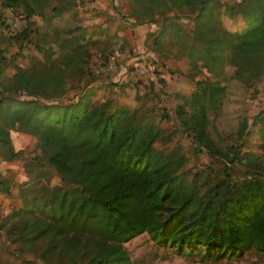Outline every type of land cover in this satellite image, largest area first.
Segmentation results:
<instances>
[{
  "label": "trees",
  "instance_id": "1",
  "mask_svg": "<svg viewBox=\"0 0 264 264\" xmlns=\"http://www.w3.org/2000/svg\"><path fill=\"white\" fill-rule=\"evenodd\" d=\"M17 1L0 0V4L12 6ZM148 1L152 10L160 3L194 10L193 23L204 35L196 52L212 75H220L221 63L227 59L233 65V77L244 85L259 78L264 70V0H237L230 6L244 20L237 30L209 22L207 16L214 9L211 0ZM60 62L37 61L30 70L18 68L0 80V147L8 149L10 129L35 136L40 159L30 157L26 163L37 162L58 177V183L47 187L36 203L40 214L16 223L26 236L24 242L45 235L43 259L70 251L84 256L88 264H130L122 241L141 231L157 244L179 249H264L260 173L247 172L234 190L225 189L217 199V184L215 191L198 197L177 171L186 155L169 156L154 146L160 128L147 112L118 103L110 107L107 100L89 102L84 96L65 102L41 101L40 97H59L65 90ZM194 80L202 85L185 99L190 110L177 105L175 111L192 141L210 149L214 143L206 130L207 111L220 101L224 85L208 76ZM258 130L264 149V125ZM0 191H6L2 179Z\"/></svg>",
  "mask_w": 264,
  "mask_h": 264
},
{
  "label": "rangeland",
  "instance_id": "2",
  "mask_svg": "<svg viewBox=\"0 0 264 264\" xmlns=\"http://www.w3.org/2000/svg\"><path fill=\"white\" fill-rule=\"evenodd\" d=\"M73 1L0 4V80L18 68L30 70L37 61H65L60 62L65 71L64 92L59 97L39 99L65 102L84 96L89 102L107 100L110 107L118 103L147 112L160 128L154 146L169 156L186 155L177 171L198 197L215 191L217 184L214 199L219 198L225 189L234 190L247 172L260 173L264 179V149L258 130L264 125V70L248 86L233 77V65L227 59L221 63L220 75L208 72L196 52L202 47L204 35L193 23L194 10L164 7L162 3L161 7L153 5L152 10L148 0H101V4L77 0L74 16L70 17L73 22L53 23L62 18L60 13L68 11V3ZM236 1L211 0L214 9L207 16L209 22L226 30L242 28L241 14L234 11V6L230 8ZM52 2L60 4L51 10ZM75 34L83 35L81 41L78 36L71 42ZM223 51L226 53V49ZM74 56L78 59L75 62ZM100 74L115 78L106 84L95 83ZM204 76L224 85L220 101L207 111L206 130L214 143L210 149L192 141L179 125L175 111L177 105L190 110L185 99L202 85L195 84L194 79ZM8 133V149L0 147V179L6 184V191H0V264H88L84 256L70 251L55 252L43 259L40 251L45 235L24 242L26 236L16 223L40 214L36 203L47 187L58 183V177L50 168L46 173L37 162L26 163L30 157L40 159L35 136L13 129ZM229 157L234 160L229 161ZM14 211L19 212L12 214ZM122 247L130 264H264V249H179L155 243L146 231L122 241Z\"/></svg>",
  "mask_w": 264,
  "mask_h": 264
},
{
  "label": "crops",
  "instance_id": "3",
  "mask_svg": "<svg viewBox=\"0 0 264 264\" xmlns=\"http://www.w3.org/2000/svg\"><path fill=\"white\" fill-rule=\"evenodd\" d=\"M69 1V0H68ZM94 2H99V4H101L100 2H101V0H94ZM76 3H77V0H74L73 2H69L68 4L69 5H71V7L68 9V11H66V10H62V12L60 13V16H62V18H60V19H58V20H56V22L55 21H53V23H57L56 25H58L59 24V22L58 21H61L62 23H66V22H68V21H71V22H73V20L72 19H70V17H73L74 16V14H73V12L74 11H72V10H75L76 8H77V5H76ZM60 3H55V4H53V2H52V4H51V6H50V9L51 10H53L52 8L54 7V5L55 6H58ZM94 12V11H93ZM62 14V15H61ZM99 15V14H98ZM105 17V16H104ZM59 18V17H58ZM96 18H97V16H96ZM81 24V23H80ZM74 25V24H73ZM61 26V25H60ZM82 27L83 26H85V24H82L81 25ZM83 30V29H82ZM141 30H143V29H141ZM85 31V30H84ZM78 32V31H77ZM75 35H77V34H75ZM80 35H81V33H80ZM74 36V35H73ZM73 36H71V37H73ZM83 36V35H82ZM82 36H80L79 37V40L81 41V39H82ZM123 76H125V74L123 75ZM99 77V78H98ZM113 78H115L113 75L111 76H105V75H102V74H100V75H98V76H96V81H94L95 83H105L106 84V82H107V80H114ZM17 133H19V134H22L23 132H19V131H17Z\"/></svg>",
  "mask_w": 264,
  "mask_h": 264
}]
</instances>
